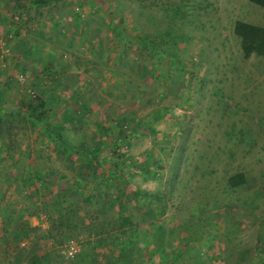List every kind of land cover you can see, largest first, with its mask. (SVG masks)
<instances>
[{
  "label": "rangeland",
  "instance_id": "1",
  "mask_svg": "<svg viewBox=\"0 0 264 264\" xmlns=\"http://www.w3.org/2000/svg\"><path fill=\"white\" fill-rule=\"evenodd\" d=\"M236 20L264 8L0 0V264H264V57Z\"/></svg>",
  "mask_w": 264,
  "mask_h": 264
},
{
  "label": "trees",
  "instance_id": "2",
  "mask_svg": "<svg viewBox=\"0 0 264 264\" xmlns=\"http://www.w3.org/2000/svg\"><path fill=\"white\" fill-rule=\"evenodd\" d=\"M48 0H34L36 3H46ZM251 3L264 8V0H249ZM233 33L239 39V46L243 58H249L252 55L264 57V26L248 23L242 20H236L233 24ZM22 105H27L28 108L34 110V102H21ZM40 111L45 107V101L38 98L35 102ZM67 121L72 118L68 115L65 116ZM53 140L58 143V137H61L60 131L52 136ZM94 159L91 155L89 161ZM228 187L235 189L240 186L248 185L247 177L243 172L235 173L227 178ZM126 223L124 220L123 224ZM121 224V225H123ZM125 225V224H124ZM31 264H40L38 258H35Z\"/></svg>",
  "mask_w": 264,
  "mask_h": 264
}]
</instances>
